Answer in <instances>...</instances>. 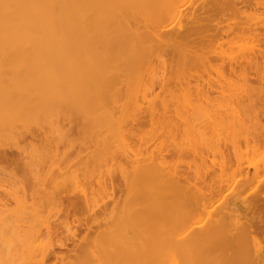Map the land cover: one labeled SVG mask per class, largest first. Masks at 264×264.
I'll use <instances>...</instances> for the list:
<instances>
[{
    "label": "bare ground",
    "instance_id": "obj_1",
    "mask_svg": "<svg viewBox=\"0 0 264 264\" xmlns=\"http://www.w3.org/2000/svg\"><path fill=\"white\" fill-rule=\"evenodd\" d=\"M157 1L0 0V63L6 67H15L0 69V74L4 75L0 84H5L6 92L5 96L0 94V207L7 206L9 202H25L27 198L33 200L30 203L37 206L55 203L58 214L62 215L63 219L58 220L60 227L53 229V233L59 236L50 246L65 249L66 253L81 254V251H86L94 237L91 235L96 233L98 228L106 227L114 217L128 215V205L133 200L131 189L135 186L137 190L142 189L149 195L144 200L140 199L142 202L139 205H142V209L147 211L154 205H160L158 214L165 217L173 203L187 205L193 209L214 205L215 200H219L229 184L226 179L213 175L217 165L202 153H192L193 157L188 161L186 170L176 171L169 167L161 151L147 156L148 166L135 164V156L129 153L127 146L132 142L140 144V148H145L142 135L138 134L145 125L149 126L147 131L152 140L162 136L173 141V137L180 131L179 121L187 124L191 120L211 118L221 122L224 115L235 121L240 118L239 113L242 114L240 107L235 105L233 113H221V105L210 96V92L205 91L200 93L195 103H185L184 115L176 108L171 110L170 100L166 97L169 91L168 82L159 81L158 92L148 97L145 92L141 93L137 89L139 77L132 76L116 81L117 77L112 75L104 78L103 70L108 65L109 69L115 71L113 62L123 56L118 61L130 66L129 72L132 73L136 66L148 62L151 57H163L167 53L171 55V61L167 63L164 58L160 60L163 70L183 74L189 73L192 67L197 66V73L192 77L208 75L213 71L219 75L226 74L245 80V68L238 59L228 67L214 66L211 61L220 54L218 51L223 45L246 40L251 42V45L243 62L253 66L255 72L264 69V33L259 37L255 23L262 18L257 16V12L260 10L264 13V0H200L185 13V23L179 24L169 33L165 27L161 31L156 29L162 26L166 18L179 19L181 14L183 15V9L172 6L166 11V15L159 9L151 13L154 9L149 7L156 5ZM240 17L246 19L247 26L240 25ZM251 20L252 26L249 25ZM119 31L124 32L123 37H118ZM145 37L147 42L144 41ZM93 39L99 42L97 57L96 54L89 53ZM254 42L261 43L262 47L256 48ZM254 49L256 51H253ZM73 65L81 67L80 70L72 71L74 89L79 90L82 84L87 85V90L92 89V92L101 96L100 108H104L107 102L116 103L118 99H130L134 104V109L129 113L131 126L122 133L116 146L117 153L124 152L131 159L132 168H126L125 160L124 163L119 162V158H116L111 150L103 154L102 150L97 154L89 153L88 159L77 162V165L82 164L85 167L89 164L98 167L102 164L106 167L108 163H116L118 175H115L109 166L105 174L97 180L93 176L84 177V183L89 185L91 191H94L93 186L96 185L102 194V197L99 196L100 200L102 199L99 201L100 205L96 199L88 196L86 191L79 196L71 195V192L65 191L66 189L56 183L59 178L62 182L71 181L70 175L67 174L71 170L65 163L73 147L71 142L67 138L63 139L68 143L67 149H60L59 143H53L41 127L28 125L37 114L29 112L25 102H14V99L20 97L17 87L37 81L42 68L45 67L46 71L52 73L55 71L54 67L64 70ZM28 72L34 75L30 76ZM114 84L117 88L116 95H102L105 90L112 89ZM42 90L43 85L37 94ZM250 100L249 104L253 107L254 99ZM124 102L120 107L126 111ZM139 107L144 108L141 111ZM194 109L196 112H191ZM62 115L66 116L69 124L74 117L71 113ZM242 117V122L244 119H252L260 124L264 119V99L261 109H254L252 114L245 112ZM8 136H13L11 142H6ZM200 139L204 141L203 137ZM177 143L176 141L175 144ZM140 151L145 152L141 149ZM169 151L168 157L183 154V151L175 146ZM216 151L220 158L219 171H222L228 166L234 151L222 145H219ZM198 167L201 169V175ZM257 172L252 177L257 175ZM251 182L252 178L245 173L237 189L249 187ZM244 203L246 207L239 209L236 203L233 204L236 214L232 216L230 213L232 217H229L230 223L226 229L213 218L207 227L201 228V219L197 218L187 224L183 232L173 234L166 228L167 221L162 220V232L151 241L150 248L153 252L149 251L144 258L137 256L139 248L135 241L129 244V238L136 234V222H133L136 224L132 225L133 228L129 227V230L107 228L104 232L107 237H104L116 240L117 246L120 244V264L127 261H131V264H201V260L205 263L204 258H201V251L204 250L202 245L212 237H226V244H223L220 255L232 257L229 264H264V243L260 244L261 239L264 240V195H250L249 200ZM237 219L241 220L238 228L234 226ZM255 219L259 220L257 225H250ZM238 230L245 238L238 235ZM47 233H50V228ZM98 233L103 235V232ZM103 238L100 239L101 242ZM111 240L108 242L112 245ZM67 242L71 243L70 248L67 247ZM94 244L93 242V246ZM249 246L260 252V255L233 253L235 248ZM53 256L55 259H63L67 255L53 253ZM0 264L9 263L5 260Z\"/></svg>",
    "mask_w": 264,
    "mask_h": 264
},
{
    "label": "rangeland",
    "instance_id": "obj_2",
    "mask_svg": "<svg viewBox=\"0 0 264 264\" xmlns=\"http://www.w3.org/2000/svg\"><path fill=\"white\" fill-rule=\"evenodd\" d=\"M199 2L200 0H158L156 5L149 7L154 9L151 13L159 9L161 12H165L164 14L166 15V11L169 8L177 6L183 9V15L181 14L179 19H174L176 17L164 19L163 21L165 22L156 30L161 31L163 27H165L168 33L174 31L179 24L185 23V13L187 10H190ZM182 4L184 5L182 6ZM257 16L262 17L260 21H255L257 34H259V37H262L264 33V13H261L259 10ZM239 21L240 25L247 26L245 18L240 17ZM167 23L169 24L167 25ZM249 25L252 26V20L249 21ZM150 31H153V29H150ZM123 35V31L118 32V37H123ZM147 38L149 40L151 39L148 36ZM144 41L147 42L146 37ZM254 43H256V48L262 47L261 43ZM98 45L99 42L97 40H91L89 53L96 54V57L98 56L96 52L97 48H99ZM250 45L251 42L246 40L227 43L218 51L220 54L211 61V64L214 66L223 65L224 67H228L230 64L233 65V61L238 59L241 66L245 68V80L240 78L237 79L235 76L229 77L226 74L219 75L213 71L208 75L203 74L200 77H192L197 73V70H195L197 66L192 67L189 73L183 74L176 71L163 70L160 60L164 58L167 63L171 61V55L167 53L163 57H151L148 59V62L136 66L132 73L129 72L130 66L118 61L120 58H123V56L113 62V65L116 66L115 71L109 69L108 65L105 70H103L104 78L112 75L113 77H117L116 81H121L132 76L139 77L140 80L137 89H139L141 93L145 92L148 97L158 92L157 86L159 81L164 80L168 82L169 91H171L167 92L166 97L170 100L171 110L176 108L178 112L184 115L186 113L184 107L185 103H195L200 93L203 94L205 91L210 92V96L216 99V102L221 105V113H233L235 105L241 108L242 114L239 113L240 118L235 121L224 114L221 122H216L211 118H201L196 119V121L191 120L187 124H183L179 121L178 125L180 131L173 137V141L162 136L152 140L151 135H149L147 131L149 126L145 125L140 131L138 130V134L142 135V142L145 148H140V144L132 142L127 146L129 153H133L135 156L133 158L134 161H136L135 164L142 166L149 165L147 156L150 157V154L154 155L156 151H161L162 156L165 155V160L169 167L176 171L186 170L188 161L193 157L192 153L194 152L202 153L204 157L214 160L217 166L213 175L226 179L227 183H229L220 195L219 200H215L214 205H204L199 209H193L187 205L183 206L173 203L169 206L166 216L160 217L158 214L160 205H154L152 209L147 211L142 209V205L139 204L147 197L148 193L142 189L137 190L135 186L136 189H131L133 200H131L128 205V215L114 217L106 224V227L98 228L96 233L91 235V237H94L92 238V242H89L86 251H81V254H69L66 253L65 249L50 246V244L55 243L58 239L59 235L53 233V229L60 227L58 220L63 217L58 214L57 205L55 203L37 206L35 203V205L31 204L33 200L30 198H27L25 202L17 204L15 202H9L7 206L3 208L0 207V262L7 260L9 264H120L118 259L121 249V247H119L120 244L117 246L118 243L116 240L104 237V235L106 236L104 232L108 229L129 230V227L133 228L132 225L137 223L136 234L133 238H129V244L135 241L139 248L136 253L137 256L144 258L149 251L153 252L150 248L151 241L156 239L157 235L162 232L164 223L162 220L167 221L166 228L173 234L183 232L187 224L195 221L197 218L201 219V228L207 227L212 218L217 220L219 225L223 226L222 228H228L227 224L230 223L229 217L236 214L235 210H233L234 203H236L235 205H237L239 209L246 205L244 202L249 200L250 195H264V119L261 120L260 124H257L252 119H249V121L244 119V122H242V115L245 114V112L252 114L254 109L257 108L261 109L264 99V69H258L255 72L253 71V66L243 62V58L248 54ZM253 51H256V49ZM0 64L1 70L5 68H15L6 67L3 63ZM31 69L36 68L31 67ZM53 69L55 71L50 73L46 71L44 67L42 71L39 72L37 81L29 83L24 87H17L16 90L20 92L18 94L20 97L14 99V102H25L28 111L37 114L36 118L32 119L28 125H33L37 128L41 127L42 130L48 133V137H50L49 139L51 141L53 140V143H59L60 149H67L68 143H65L66 141L63 139L66 140L67 138V140L71 142L70 145L73 147L70 149L65 159V163L71 170V172L67 173L70 175L69 179H71V181L62 182L59 178L56 180V183L59 184V186L61 185L64 190L66 189L65 191L71 192V195L75 194V196H79L83 191H86V194L96 199V202L100 205L101 202L99 201L102 199L100 200L99 196L102 197V194L98 191V187L94 185V191H91L89 185H85L84 177L93 176L95 180H97L99 176L105 174L109 166H111V171H113L115 175H118L116 163H108L106 167L102 164H99V167L98 165L94 166V164L93 166L89 164L85 167L82 164L77 165V162L88 159L89 156L87 155L89 153L97 154L102 150L101 154H103L111 150L114 152L115 157L119 158V162L124 163L125 160L126 168H132L131 159L128 158L124 152V154L117 153L116 146L119 143V138L122 133L131 126L129 113L134 109L133 101L130 99L129 101L118 99L116 103L107 102L104 104V108H100L99 99L101 96L92 92V89L87 90V85L84 86L82 84L79 90L73 87L71 77L72 71L80 70L81 67L73 65L64 70L59 67H54ZM28 74L30 76L34 75L32 72H28ZM3 76L4 75L0 74V82ZM42 85L43 90L37 94ZM4 86V83H2V85L0 84V94L3 93V96L6 95ZM116 91L117 88L115 85L112 89L108 91L105 90L102 95L107 93L114 96L117 94ZM235 97H238L237 100L234 99ZM250 99H254V108L249 104L251 101ZM123 101L126 103V111H123L124 109L120 107ZM139 108L142 111L144 107ZM191 112L195 113L196 110L194 109ZM69 113L74 115L70 124L66 116L62 115ZM127 114H129V116ZM69 127L70 130H68ZM200 137H203L204 141H201ZM12 139L13 136H8V141L6 142H11ZM62 140L63 142H61ZM176 141L178 142L177 144H175ZM94 143L100 145V147L98 148ZM219 145L234 151L228 166L222 171H219L218 164L220 158L216 151ZM173 146L181 149L183 154L175 157H168V152H170L169 150ZM140 149L145 152L142 153ZM193 170L194 169H192V172ZM198 171L201 175L202 172L200 168ZM256 171H258V174L252 177ZM245 173L252 178L251 185L245 188L238 187L239 189H237V185L241 183ZM26 190L29 191L27 188ZM136 200L137 202L140 200V202L137 204ZM132 201L135 203L133 204ZM30 204L34 206L32 207ZM148 212H150L151 215ZM154 212L155 214H153ZM224 212H228L229 214L227 215ZM133 213L134 215H132ZM258 221V219H255L249 224L257 225ZM240 223L241 220L237 219L234 226L238 228ZM46 228H50L49 234ZM60 231H62L61 228ZM99 231L100 233L103 232V235L102 233L99 234ZM63 234H65L64 231ZM238 235L245 238V236H243L244 234L239 230ZM101 238H103L102 242L100 240ZM96 239L100 243L96 242ZM110 240L112 241V245L109 243ZM93 242L95 246H93ZM105 242L108 244H105ZM262 243H264L263 239L260 241V244ZM109 244L111 247L113 246L114 249L111 248ZM113 244L116 246L114 247ZM223 244H226V237H224V239L223 237H212L209 241L205 242L202 245L204 250L201 251V258H204L205 263H202L201 260V264H229L232 257L220 255V251L224 247ZM71 246V243L67 242V247L70 248ZM109 247L112 249V252ZM117 249L118 252H116ZM260 250L263 249L260 248ZM235 252L240 254L248 253L255 256L260 255V252H257V250L251 246L246 248H235L233 253ZM53 253H61L67 256L63 259H55ZM125 264H131V261H127Z\"/></svg>",
    "mask_w": 264,
    "mask_h": 264
}]
</instances>
